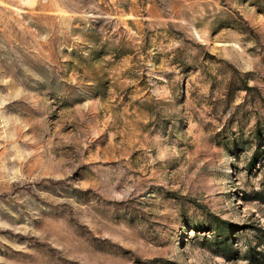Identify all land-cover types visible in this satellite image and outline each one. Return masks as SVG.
I'll return each mask as SVG.
<instances>
[{"label":"rangeland","instance_id":"obj_1","mask_svg":"<svg viewBox=\"0 0 264 264\" xmlns=\"http://www.w3.org/2000/svg\"><path fill=\"white\" fill-rule=\"evenodd\" d=\"M0 264H264V0H0Z\"/></svg>","mask_w":264,"mask_h":264}]
</instances>
